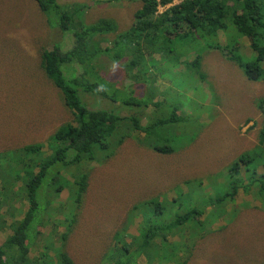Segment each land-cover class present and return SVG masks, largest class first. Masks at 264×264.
Here are the masks:
<instances>
[{
  "label": "trees",
  "instance_id": "1",
  "mask_svg": "<svg viewBox=\"0 0 264 264\" xmlns=\"http://www.w3.org/2000/svg\"><path fill=\"white\" fill-rule=\"evenodd\" d=\"M135 1L139 7L131 26L116 33V24L106 19L85 23L83 17L86 13L88 16L90 7L84 4L33 0L44 16L40 20L50 29L48 40L38 51V66L60 90L72 121L57 129L46 144H27L0 153V212L5 207L7 216L13 218L12 222L0 220L3 229L12 232L0 245V264H81L72 260L66 243L72 232L86 225L82 204L91 191V165L108 166L111 144L119 146L132 135L143 142L158 127L145 115L131 113L141 107L131 92L133 86L164 80L161 66L173 67L179 57L192 53L194 57L183 68L184 73L193 72L203 78L202 58L218 50L249 82L264 83V0H180L174 5L172 0ZM159 7L166 8L159 13ZM69 32L73 37L70 49L65 39ZM218 32L228 37H247L255 55L240 53L236 41L239 37L222 49ZM47 41L51 49H46ZM186 47L190 52L185 54L182 50ZM99 56L122 68L119 80L106 82L98 75L94 65ZM74 63L76 66H72ZM69 67H77L82 73L66 79L62 70ZM125 81L130 85L117 84ZM80 88L95 94L102 108L84 105L77 92ZM255 105L262 118L258 146L238 155L226 168L223 181L213 186L215 196L207 199V205L212 206L209 216L228 213V204L240 192L251 195L264 208V97L256 99ZM109 107L121 113L107 111ZM169 118L174 123L179 121L174 112ZM152 149L159 154L171 152L170 147L160 145ZM18 182L20 187L14 190ZM18 197L27 205L25 211ZM187 203L179 209L175 202L164 199L139 203L125 218L127 228L142 217L137 225L139 235L125 233L124 227L116 231L105 259L109 264H137L138 258L145 256L146 264H187L194 247L187 232L201 228L209 217L202 218L207 205L200 209ZM171 217L174 220L169 223ZM46 227L47 234L39 230ZM164 243L168 244L166 250L162 248ZM185 244L189 250L183 258L178 253L186 248ZM56 245L54 261L49 252Z\"/></svg>",
  "mask_w": 264,
  "mask_h": 264
},
{
  "label": "rangeland",
  "instance_id": "2",
  "mask_svg": "<svg viewBox=\"0 0 264 264\" xmlns=\"http://www.w3.org/2000/svg\"><path fill=\"white\" fill-rule=\"evenodd\" d=\"M74 1L90 7L88 16L86 13L83 17L85 23L106 19L116 24V33L131 26L139 7L135 0H59L63 4ZM178 2L172 0V5ZM165 8L159 7V12ZM42 18V11L33 0H0V153L27 144H46L57 129L72 121L60 90L38 66V51L50 34ZM217 35L222 49L239 37H228L223 32ZM65 36L70 49L72 35ZM236 41L241 54L255 55L248 38L239 37ZM50 43L47 41L46 49H51ZM203 50L202 47L200 51ZM182 52L189 53L190 47ZM192 57V53L179 57L173 67L161 66L162 91L154 85L145 87L144 91L132 87L131 94L140 100L141 107L131 113L145 115L157 122L158 127L143 142L132 135L119 146L111 144L108 166L91 165L93 169L88 175L91 191L82 204L86 225L72 232L69 244L66 243L74 262L108 264L105 254L114 243L115 232L126 228V215L141 202L174 200L179 209L189 201L186 205L203 209L209 203L208 197L214 198L213 186L223 181L226 168L238 155L258 146L262 118L255 100L264 97V83L249 82L228 56L218 50L202 58L203 78L193 72L185 74L183 68ZM94 67L106 82H115L122 75V68L105 57L99 56ZM174 68L178 69L177 73H173ZM62 72L68 79L66 73L71 71L65 68ZM74 72L81 74L82 70ZM117 84L130 85L128 81ZM85 91L77 89L82 103L90 109L102 108L98 97ZM162 98L164 101L148 117V106ZM107 111L119 110L109 107ZM172 112L179 118L176 123L169 118ZM156 145L170 147L171 152L159 154L152 149ZM18 187L20 182L14 190ZM18 201L22 203L19 197ZM21 206L24 211L27 209L25 203ZM211 212L212 206H205L202 218ZM7 214L8 209L3 207L0 220L12 222L13 218ZM15 214L22 217L21 213ZM141 218L128 225L125 233L138 236ZM173 220L171 217L169 223ZM39 230L48 232L47 227ZM11 233L1 226L0 244ZM187 233L194 244L187 264H264V208L251 195L240 192L228 204V213L221 217L209 216L201 228ZM171 239L169 236L168 243ZM185 246L180 248L178 256L186 257L189 245ZM167 247L164 243L162 248ZM56 248L57 245L49 252L54 261ZM146 263L145 256L137 260V264Z\"/></svg>",
  "mask_w": 264,
  "mask_h": 264
},
{
  "label": "clouds",
  "instance_id": "3",
  "mask_svg": "<svg viewBox=\"0 0 264 264\" xmlns=\"http://www.w3.org/2000/svg\"><path fill=\"white\" fill-rule=\"evenodd\" d=\"M176 4H178V3H176ZM172 5V4H171ZM174 5V4H173ZM159 10V9H158ZM159 13H161V12H159ZM69 34H71L70 32H69ZM72 35V34H71ZM73 38V37H72ZM247 38V37H246ZM250 45V44H249ZM251 48V47H250ZM225 49V48H224ZM223 53V52H222ZM224 54V53H223ZM76 69H78V68H76V67H69L68 69H67V71H71V73H66V75H67V77H70L71 75H74V76H78L79 74H76L75 72H74V70H76ZM178 72V69H174L173 70V73H177ZM157 84V85H156ZM152 85H154V87L156 88V89H159L160 91H162V89H163V82H162V80H157V81H154V82H152V84H144L143 86H140V87H136V88H134V89H137V88H143V91L145 90V87H151ZM167 87H170V85L169 86H167ZM139 94H141V92H138ZM159 97H163L162 95H160ZM164 101V98H162L161 100H158V101H153V103H151L149 106H148V108H147V114H148V116L150 117L154 112H155V110H156V108H157V106H159V104L160 103H162ZM257 108V107H256ZM176 112V111H175ZM175 114V113H174ZM176 115V114H175ZM177 117V116H176ZM176 200H178V199H176ZM173 202H175L174 200H172ZM176 203V202H175ZM4 242V241H3ZM2 242V243H3ZM1 243V244H2ZM0 244V245H1ZM109 264V263H108Z\"/></svg>",
  "mask_w": 264,
  "mask_h": 264
}]
</instances>
